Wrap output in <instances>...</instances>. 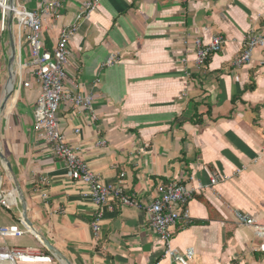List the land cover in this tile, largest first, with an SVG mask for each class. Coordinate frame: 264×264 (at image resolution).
<instances>
[{
	"label": "crops",
	"instance_id": "crops-1",
	"mask_svg": "<svg viewBox=\"0 0 264 264\" xmlns=\"http://www.w3.org/2000/svg\"><path fill=\"white\" fill-rule=\"evenodd\" d=\"M82 2L62 0L60 17L45 19L46 49H53L62 26L76 20ZM76 23L65 87L92 94L93 112L61 104L58 119L68 142L80 145L102 180L115 182L122 173L126 193L144 205L162 184H201L187 204L190 222L172 228V247L192 250L190 264H264V237L235 217L240 211L264 226V48H256L248 64L232 66L246 33L264 29V0H97ZM217 33L224 46L199 70L193 40L208 43ZM12 38L17 30L8 22L0 39V150L34 228L69 264H179L163 256L145 208L115 199L97 207L86 185L72 180L36 138L40 87L29 73L23 80L30 86L17 87L1 109L4 90L14 80L15 71L10 82L5 68ZM111 55L119 62L106 65ZM213 174L220 177L214 185ZM0 176L4 189L13 187L1 162ZM21 214L19 202L9 209L0 205V224L24 229ZM4 245L44 251L28 230L0 238Z\"/></svg>",
	"mask_w": 264,
	"mask_h": 264
},
{
	"label": "built area",
	"instance_id": "built-area-1",
	"mask_svg": "<svg viewBox=\"0 0 264 264\" xmlns=\"http://www.w3.org/2000/svg\"><path fill=\"white\" fill-rule=\"evenodd\" d=\"M97 0H83L82 11L76 20L69 25L61 27L58 39L52 50L44 47L41 32L46 18L58 19L63 10L62 0H0V39L8 30V19L11 14L12 23L17 30L15 54L12 59L16 66L13 80V93L17 87L28 88L30 82L23 80V73H29L40 87V94L36 100L33 112V130L36 138L48 145L53 155L61 160L74 181L86 185V195L97 207L108 204L111 200H118L121 205L145 208L149 216V224L156 233L163 248V256L169 257L179 264H190L193 251L187 249L180 251L172 247V228L179 222H190L188 201L194 192L202 189L198 184L193 188L182 184L180 181L162 184L158 187L156 197L147 205L137 201L132 195L127 194L123 183V174L115 182H106L89 166L82 156L80 145L68 142L62 132L58 119V110L63 102H70L76 112H93L92 94L66 90V67L71 59L69 41L77 30V21L81 16L88 17L94 9ZM33 3V4H32ZM225 38L217 33L208 43H203L200 38H194V62L200 70L207 64L208 58L221 51ZM23 44L27 46L26 54ZM256 48H264V29L250 30L244 36L242 51L232 61V66L239 67L248 64ZM11 55H9V59ZM119 62L115 55L108 57L106 65ZM264 64V60L261 62ZM13 68L11 65L10 74ZM12 93V94H13ZM79 128L75 129L78 133ZM104 140L97 141V145H104ZM264 153V146L261 148ZM256 160V158H255ZM220 177L213 174L210 178L212 185ZM14 188L4 189L0 176V205L9 209L17 206ZM236 222L241 225L251 226L257 237H264V226L258 224L253 216L235 212ZM18 225L0 224V238L8 236H21L26 228ZM98 218L92 222V230L99 232ZM264 247V245H261ZM0 264H56L52 254L32 247H0Z\"/></svg>",
	"mask_w": 264,
	"mask_h": 264
},
{
	"label": "water",
	"instance_id": "water-1",
	"mask_svg": "<svg viewBox=\"0 0 264 264\" xmlns=\"http://www.w3.org/2000/svg\"><path fill=\"white\" fill-rule=\"evenodd\" d=\"M8 22H9V24H11V22H12L11 14L9 15ZM10 41H11V52L12 53H11V58L9 59V66L11 65L12 59H13L14 54H15L14 39L12 38ZM8 81L11 82V74L8 77ZM13 85H14V83H12L11 89L8 91H6V88H5L2 103H1V109H3L7 105L9 98L12 96ZM0 162L3 165V167L7 170L8 174H9V176L13 182L15 195H16V198H17V200L21 206V209H22L21 221H22V224L24 225V227L26 228V230L30 231L37 238V240L42 244V246H44L47 249V251L53 255V257L55 258V260L58 264H64L63 261H65L66 264H69L67 262V260L65 259V257L54 246L51 245V243L47 240V238L44 237L40 232H38L34 228V226L32 225V222L30 221V219L28 217V213H27V205H26L25 195L22 191V188H21V186L17 180V177L14 173V170H13L9 160L1 152V150H0Z\"/></svg>",
	"mask_w": 264,
	"mask_h": 264
},
{
	"label": "rangeland",
	"instance_id": "rangeland-1",
	"mask_svg": "<svg viewBox=\"0 0 264 264\" xmlns=\"http://www.w3.org/2000/svg\"><path fill=\"white\" fill-rule=\"evenodd\" d=\"M0 54H1V52H0ZM7 62H8V60L5 61V64H6L5 68H6V74L8 73V77H9L11 65H12V68H13L14 71L16 70V66H15V64H13V62H11L10 66H9V64L7 66Z\"/></svg>",
	"mask_w": 264,
	"mask_h": 264
},
{
	"label": "trees",
	"instance_id": "trees-1",
	"mask_svg": "<svg viewBox=\"0 0 264 264\" xmlns=\"http://www.w3.org/2000/svg\"><path fill=\"white\" fill-rule=\"evenodd\" d=\"M247 88L252 89V88H254V86H253V84H250V85H248ZM17 221H19V219H17ZM19 225H20V226H23V225L21 224V222H19ZM41 248H42L45 252L49 253V252L45 249L44 246H42ZM56 264H57V262H56Z\"/></svg>",
	"mask_w": 264,
	"mask_h": 264
},
{
	"label": "bare ground",
	"instance_id": "bare-ground-1",
	"mask_svg": "<svg viewBox=\"0 0 264 264\" xmlns=\"http://www.w3.org/2000/svg\"><path fill=\"white\" fill-rule=\"evenodd\" d=\"M13 83V82H12ZM12 83H11V85L9 86V85H7L6 86V91H8V90H10L11 89V86H12ZM10 87V88H9Z\"/></svg>",
	"mask_w": 264,
	"mask_h": 264
}]
</instances>
